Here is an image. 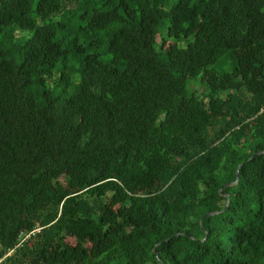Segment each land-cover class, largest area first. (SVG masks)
I'll list each match as a JSON object with an SVG mask.
<instances>
[{"label":"trees","instance_id":"1","mask_svg":"<svg viewBox=\"0 0 264 264\" xmlns=\"http://www.w3.org/2000/svg\"><path fill=\"white\" fill-rule=\"evenodd\" d=\"M0 264H264V0H0Z\"/></svg>","mask_w":264,"mask_h":264},{"label":"rangeland","instance_id":"2","mask_svg":"<svg viewBox=\"0 0 264 264\" xmlns=\"http://www.w3.org/2000/svg\"><path fill=\"white\" fill-rule=\"evenodd\" d=\"M157 42L159 40V35H157V38H156ZM169 44H171L172 42H168ZM231 59L230 57H227V58H224L223 60H221L218 64H215L213 67L217 70V71H223V70H230L231 69ZM199 81V78H195L194 80L191 81V85H190V88L193 90V89H203L202 87H200L198 84ZM69 241L71 243L74 242V238L72 236L69 237Z\"/></svg>","mask_w":264,"mask_h":264},{"label":"built area","instance_id":"3","mask_svg":"<svg viewBox=\"0 0 264 264\" xmlns=\"http://www.w3.org/2000/svg\"><path fill=\"white\" fill-rule=\"evenodd\" d=\"M41 228L40 227H36L34 228L33 230H31L30 232L28 233H25V232H21L19 234V237H18V242L17 244L14 246V248L10 249L6 255H9L11 254L12 252H14L16 250V248H19L20 246H22V244L24 243V241L33 233H35L36 231H39Z\"/></svg>","mask_w":264,"mask_h":264},{"label":"water","instance_id":"4","mask_svg":"<svg viewBox=\"0 0 264 264\" xmlns=\"http://www.w3.org/2000/svg\"><path fill=\"white\" fill-rule=\"evenodd\" d=\"M227 196H228V199H229V195H228V194H227ZM227 205H228V202H227V204H226L225 207H227ZM216 213H217L216 211H212V212L207 213V214L204 215L203 217L208 216V215H212V214H216Z\"/></svg>","mask_w":264,"mask_h":264}]
</instances>
